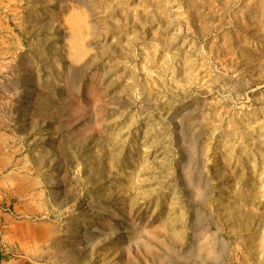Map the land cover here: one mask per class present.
I'll list each match as a JSON object with an SVG mask.
<instances>
[{
  "label": "rangeland",
  "instance_id": "374dc122",
  "mask_svg": "<svg viewBox=\"0 0 264 264\" xmlns=\"http://www.w3.org/2000/svg\"><path fill=\"white\" fill-rule=\"evenodd\" d=\"M0 133V264H264V0H0Z\"/></svg>",
  "mask_w": 264,
  "mask_h": 264
},
{
  "label": "crops",
  "instance_id": "0c3cea01",
  "mask_svg": "<svg viewBox=\"0 0 264 264\" xmlns=\"http://www.w3.org/2000/svg\"><path fill=\"white\" fill-rule=\"evenodd\" d=\"M8 140H9V137L7 135L0 133V154H6L4 156L9 159V157H10L9 153H8L9 148H8V145H6V142H8ZM17 197L21 198V197H19V195H17ZM21 200H23V199L21 198ZM17 206H18V209H20V215H22V216L31 217V216H34L38 213V210L36 208H23L20 204ZM25 264H27V263H25Z\"/></svg>",
  "mask_w": 264,
  "mask_h": 264
},
{
  "label": "bare ground",
  "instance_id": "6f19581e",
  "mask_svg": "<svg viewBox=\"0 0 264 264\" xmlns=\"http://www.w3.org/2000/svg\"><path fill=\"white\" fill-rule=\"evenodd\" d=\"M78 3V2H77ZM80 3V2H79ZM70 39H72V38H70ZM70 41V40H69ZM72 44H73V42H72ZM71 44V45H72ZM76 44V43H75ZM78 47H80V46H78ZM78 49V48H77ZM85 50V49H84ZM77 52V51H76ZM79 53V52H78ZM70 54V53H69ZM75 55H77V54H75ZM80 55H82V54H80ZM84 57V56H83ZM78 58V57H77ZM77 62V61H76ZM85 69V68H84ZM82 70V69H81ZM75 71H78V70H75ZM75 75V74H74ZM80 77V76H79ZM78 78V77H77ZM81 80V79H80ZM77 81H78V79H77ZM45 103H46V101H44ZM49 102V101H48ZM47 102V103H48ZM42 104H44V103H42ZM44 105H46V104H44ZM43 107V106H42ZM47 107H48V105H47ZM46 111V110H45ZM206 216V215H205ZM212 240V239H211ZM204 241V240H203ZM213 242H215V241H213ZM201 244V243H200ZM208 244V243H207ZM212 244V243H211ZM218 244V243H217ZM204 245V244H203ZM220 245V244H219ZM214 246V245H213ZM221 247V246H220ZM226 247V246H225ZM210 248V247H209ZM204 249V248H203ZM202 249V250H203ZM205 249H206V247H205ZM208 249V248H207ZM221 249H222V247H221ZM209 250V249H208ZM211 251V250H210ZM223 251V250H222ZM204 252V251H203ZM213 252V251H212ZM215 252V251H214ZM206 253V252H205ZM213 254V253H212ZM211 254V255H212ZM214 254H216V253H214ZM207 255V254H206ZM208 257H209V255H208ZM215 257V256H214ZM214 259V258H213ZM220 259V258H219ZM214 261V260H213Z\"/></svg>",
  "mask_w": 264,
  "mask_h": 264
}]
</instances>
